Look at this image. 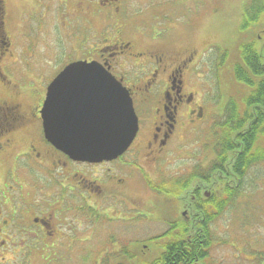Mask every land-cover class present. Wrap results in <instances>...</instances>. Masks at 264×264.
Segmentation results:
<instances>
[{
  "label": "flooded vegetation",
  "instance_id": "flooded-vegetation-1",
  "mask_svg": "<svg viewBox=\"0 0 264 264\" xmlns=\"http://www.w3.org/2000/svg\"><path fill=\"white\" fill-rule=\"evenodd\" d=\"M128 1H79L84 12L73 14V26L65 23L66 31L59 35L63 53L61 58H51L49 65L57 62L58 67L53 74L48 69L49 78L48 70L34 63L39 47L27 54L16 51L12 40H0V78L5 77L2 73L7 67L13 69L15 78V84L0 83V264H28L36 251L62 264H84L83 259L70 261L65 252L59 253L83 249L95 254V264H133L134 259L147 262L144 249L149 250V256L156 254L160 228L161 233L194 228L197 197H209L211 192V188L198 185L197 179L188 180L190 189L184 194L165 195L177 209L182 208L179 217L183 221H165L160 215V194L150 188L153 180L148 177V168L159 166L169 141L188 129L203 126L202 130H210L214 115L222 116L224 126L232 102L238 104L242 116L262 120L251 129L257 137L256 150H264V106L245 105L249 90L241 98L240 93L237 97L230 94L227 87L221 90L217 103L203 96V86L208 85L205 74L215 54L219 56L217 72L224 80L219 85H248L231 81L228 52L212 53L211 43L202 48L178 45L160 32L149 36L136 32L133 26L132 33L126 35L130 26L122 11ZM64 4L66 0H61V7ZM263 14L264 0H256L250 16L243 11L239 33L248 36L264 71ZM245 18L246 27L242 28ZM99 19L111 31L107 29L101 38L86 35L79 45L75 41L71 46L67 35L71 27L80 22L79 26L95 33L93 22ZM260 44L258 51L256 45ZM77 60L101 63L132 97L139 130L128 150L115 159L76 160L46 138L41 110L49 84L66 65ZM212 106L216 114L211 113ZM198 204L204 206L203 202ZM144 230L153 235L143 240L136 236L134 242V234ZM151 244H156L155 250L149 248ZM134 245L142 248L135 251Z\"/></svg>",
  "mask_w": 264,
  "mask_h": 264
},
{
  "label": "rangeland",
  "instance_id": "rangeland-1",
  "mask_svg": "<svg viewBox=\"0 0 264 264\" xmlns=\"http://www.w3.org/2000/svg\"><path fill=\"white\" fill-rule=\"evenodd\" d=\"M79 1L82 0H66L65 7H61V0H5L4 32L15 43L16 51L30 54L39 47L40 52L34 63H40L39 66H42L43 71L49 69L53 74L57 70L58 63L52 62L49 68L50 60L61 58L63 53V49L59 47L61 40L59 35L65 33V23L74 25L76 17L73 14L84 12ZM245 1L131 0L123 11L130 26L127 27L126 35L132 33V26H137L136 32L140 31L146 35H156L160 32L178 45L202 48L211 43L213 49L223 47L234 50L238 47L236 45L241 38L239 29ZM102 21L99 19L93 22L95 33L87 31L83 25L79 26L80 22L77 25L79 27L70 26L74 30L69 29L67 34L71 46L76 44L75 41L79 45L87 39L86 35L101 38L100 35L106 33L107 29L111 31L110 26H104ZM260 24L264 25V14ZM141 33L136 34L141 35ZM39 40L42 41L41 44ZM261 42H264V39ZM260 48L261 44L256 45L258 51ZM215 56L216 54L213 55L210 70L205 74L208 85H204L202 89L203 96L213 103H217L223 88L218 82L224 81L222 73L217 72L216 58L219 56ZM262 58L264 60V56ZM49 70L47 78L50 77ZM5 71L6 78H0V81L15 84L12 69ZM228 92L235 94L231 89ZM243 95L244 91L240 90V97L242 98ZM237 101L240 102L238 99ZM214 108L215 106H212V114L217 113ZM221 117L214 115L213 124L209 129L220 124ZM202 128L203 126L197 130L190 128L183 135L171 139L165 147L160 165L156 168L154 166L148 168L150 178L153 180L171 179L176 176L185 178L194 168L202 167L201 161L212 149L215 139V129L210 131L207 127L203 130ZM213 229L215 243L208 264H258V261L259 264H264V163L251 168L246 176L242 194L234 206L213 225ZM147 234L143 231L141 237ZM152 247L155 250L157 246L152 245ZM64 252L70 261L83 259L84 264L93 263L95 257L89 249L59 251L60 254ZM257 253L261 254L259 259H256ZM95 263L96 261L93 264ZM29 264L62 263L50 256H41L36 251L32 254Z\"/></svg>",
  "mask_w": 264,
  "mask_h": 264
},
{
  "label": "trees",
  "instance_id": "trees-1",
  "mask_svg": "<svg viewBox=\"0 0 264 264\" xmlns=\"http://www.w3.org/2000/svg\"><path fill=\"white\" fill-rule=\"evenodd\" d=\"M255 1L250 0L245 6V16H250L254 11ZM4 14V1L0 0V37L4 35ZM246 22L247 18L244 19L242 28L246 27ZM246 37L245 35L241 36L238 48L229 49L226 52L229 57L235 60L234 66L230 62L231 58L227 60L229 68L232 67L230 69L231 81L248 85H225V87L231 89L235 94H239L240 90L244 92L249 90V94L246 96L248 101L245 103L247 107L264 106V83H261L264 82L262 79L264 71L257 55L253 52L252 44L247 41ZM259 81L261 84L255 85ZM259 99H263L262 102ZM228 113L229 120L216 132L212 150L210 149L204 157L206 166L194 168L185 178H181L185 179V182L180 181L179 183L180 177L176 176L150 185L153 191L160 194L158 201L160 202V215L164 216L165 221H168L169 218L183 221L179 217L182 208L177 209L174 201H168L165 195L177 193V188H180L178 193L184 194L185 190L190 189L188 180L197 179L198 185L203 188H211V194L209 197L202 195L197 197L192 218V220L196 218L194 228L190 226L192 229L188 231L181 229L178 232H160V238L156 239L160 242V252L156 250L155 255L149 256V250L144 249L146 253L143 256L148 261L142 262V264H202L210 258V252L215 243V232L212 225L216 224L227 209L235 203L241 193L243 178L247 176L251 168L264 163V150H256L257 137L254 136V128L251 129L255 125H261L262 120L256 121L247 115L242 116L236 102L229 104ZM249 121L250 129L247 130L245 127ZM201 202H203V207L198 204ZM167 206H170V211L166 209ZM152 245L156 244H151L149 247L152 248ZM141 248L140 245H134L135 251H139ZM134 262L141 264L140 261Z\"/></svg>",
  "mask_w": 264,
  "mask_h": 264
},
{
  "label": "water",
  "instance_id": "water-1",
  "mask_svg": "<svg viewBox=\"0 0 264 264\" xmlns=\"http://www.w3.org/2000/svg\"><path fill=\"white\" fill-rule=\"evenodd\" d=\"M42 116L47 138L79 160L114 159L138 131L128 90L96 61L73 62L57 75Z\"/></svg>",
  "mask_w": 264,
  "mask_h": 264
}]
</instances>
